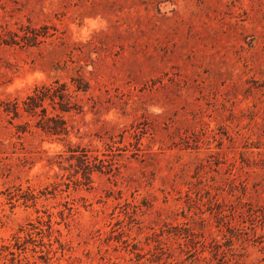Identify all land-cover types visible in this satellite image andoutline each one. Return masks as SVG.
<instances>
[{"label":"rangeland","instance_id":"1","mask_svg":"<svg viewBox=\"0 0 264 264\" xmlns=\"http://www.w3.org/2000/svg\"><path fill=\"white\" fill-rule=\"evenodd\" d=\"M0 264H264V0H0Z\"/></svg>","mask_w":264,"mask_h":264},{"label":"trees","instance_id":"2","mask_svg":"<svg viewBox=\"0 0 264 264\" xmlns=\"http://www.w3.org/2000/svg\"><path fill=\"white\" fill-rule=\"evenodd\" d=\"M76 87L78 91L86 92L89 85L83 81L78 82ZM47 102H50L53 109L59 107L60 111L64 113L72 110L79 111L81 106L74 101L66 84L58 80L49 85L43 84L36 86L33 94L27 96V99L23 102V111L33 117H40L38 125L44 131L58 136L67 135L68 127L66 121L60 115L49 116L45 106ZM4 105V111L6 113H13L15 116L21 114L17 99L8 101Z\"/></svg>","mask_w":264,"mask_h":264}]
</instances>
